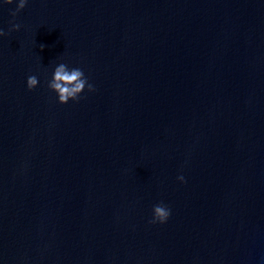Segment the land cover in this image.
<instances>
[{"label":"water","instance_id":"95a60500","mask_svg":"<svg viewBox=\"0 0 264 264\" xmlns=\"http://www.w3.org/2000/svg\"><path fill=\"white\" fill-rule=\"evenodd\" d=\"M15 7L0 6V264H264V0ZM59 60L95 91L59 103ZM161 201L171 216L150 223Z\"/></svg>","mask_w":264,"mask_h":264},{"label":"clouds","instance_id":"9594fccd","mask_svg":"<svg viewBox=\"0 0 264 264\" xmlns=\"http://www.w3.org/2000/svg\"><path fill=\"white\" fill-rule=\"evenodd\" d=\"M15 3L16 7L12 10V17L15 20L16 14L24 9L29 3V0H0V6L5 4ZM20 23L11 22L9 31L19 30ZM5 35V30L0 27V37ZM44 47L43 44L40 45ZM40 80L36 74H30L26 78V86L28 89H35L39 86ZM47 87L57 98V101L61 104H67L69 101H76L81 98L85 89L88 92L95 91V85L90 82L88 76H86L84 70L80 66L71 65L63 60L54 61L51 70L50 79L47 80ZM177 180L185 182V176L180 174L177 176ZM171 216V208L164 202H158L152 206V213L150 223L164 224Z\"/></svg>","mask_w":264,"mask_h":264}]
</instances>
